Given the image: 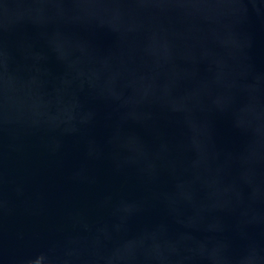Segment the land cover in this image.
<instances>
[{
  "label": "water",
  "instance_id": "95a60500",
  "mask_svg": "<svg viewBox=\"0 0 264 264\" xmlns=\"http://www.w3.org/2000/svg\"><path fill=\"white\" fill-rule=\"evenodd\" d=\"M0 264H264V0H0Z\"/></svg>",
  "mask_w": 264,
  "mask_h": 264
}]
</instances>
